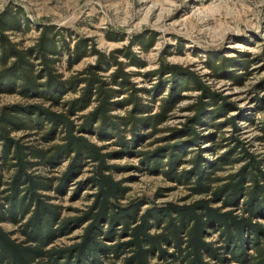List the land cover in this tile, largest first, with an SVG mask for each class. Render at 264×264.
<instances>
[{
  "label": "trees",
  "instance_id": "obj_1",
  "mask_svg": "<svg viewBox=\"0 0 264 264\" xmlns=\"http://www.w3.org/2000/svg\"><path fill=\"white\" fill-rule=\"evenodd\" d=\"M36 28L35 41L22 46L12 35L29 29L23 9L0 11V92L41 100L0 107V223L17 226L13 231L0 226V264H103V256L111 264L118 259L120 264H221L224 253L238 264H264V225L257 221L264 219V157L235 134L220 133L224 123L238 129L235 117L227 116L230 103L188 67L161 62L145 71L129 69L144 66L134 46L147 50L154 31L132 35L126 44L105 51L90 37L74 36L55 24ZM63 54L67 70L87 55L95 59L65 75L59 69ZM245 60L219 54L206 61L213 74L236 78V69L247 68ZM137 75L148 85H138ZM191 89L199 92L187 105L185 119L159 127L183 91ZM256 126L264 140V116ZM161 128L169 131V139L150 152V165L199 198L144 209L150 202L145 198L125 203L126 189L108 173L112 167L106 165L102 145L85 134L115 138L125 148ZM17 131L21 135L13 134ZM56 136L59 141L47 144ZM200 142H209L210 150L227 143V150L209 159L203 154L208 147L195 150ZM185 147L193 150L191 167L177 171ZM63 159L68 163L59 176L39 172L54 171ZM239 160L241 166L233 169ZM84 163L93 165L87 183L96 189L94 199L80 217L60 218L52 196L43 192H65ZM224 169V175L217 174ZM83 222L77 242L50 245ZM155 228L158 232H151ZM211 231L220 246L207 240ZM16 233L22 239L13 237ZM122 233L129 239L119 240Z\"/></svg>",
  "mask_w": 264,
  "mask_h": 264
},
{
  "label": "rangeland",
  "instance_id": "obj_2",
  "mask_svg": "<svg viewBox=\"0 0 264 264\" xmlns=\"http://www.w3.org/2000/svg\"><path fill=\"white\" fill-rule=\"evenodd\" d=\"M8 6L21 7L29 20L26 32L12 35L22 46L35 41L39 34L36 26L39 24H55L70 30L74 36L90 37L96 47L105 51L126 44L132 35L156 32L155 41L147 50H139L134 46L144 60V66H130L129 69L145 71L157 67L161 62H167L195 71L206 85L230 103L227 116L235 117L238 129L230 123H224L226 126L222 127L220 133L235 134L250 143L251 151L264 157V140L259 136L261 131L256 126L264 116V0H0V11ZM219 54L246 58L247 68L236 69V73L240 74L236 78L213 74L206 60L211 55ZM94 59L95 55H87L75 63L71 70H67L63 54L59 69L67 75ZM134 80L138 85H148V81L141 75L135 76ZM198 92L195 89L183 91L169 117L158 126H174L185 119L190 113L187 105ZM40 101L35 97H22L18 92H0V107ZM155 105L153 110L156 109ZM118 111L122 112L123 109ZM168 133V130L161 128L154 134H143L132 146L126 145L125 148L120 142L114 141L115 138L99 140L96 134L85 135L102 145V151L106 153V165L112 167L108 173L126 189L123 202L145 198L150 202L142 205L144 209L150 204H182L199 198L191 196L185 184L175 182L150 165V152L166 144ZM13 134L19 136L21 131ZM55 141H59V136L47 144ZM201 148H204L205 157L214 159L227 150V143L210 150L209 142H200L195 150ZM192 151L188 147L184 148L185 156L179 161L177 171L191 167L188 158ZM67 163L68 160L63 159L54 171L39 169V172L57 177L65 171ZM241 163V160L236 161L232 168H239ZM92 167V163H84L62 194L43 192L52 196L50 202L59 207L60 218H77L88 210L96 192L95 187L87 183ZM226 170L217 174L224 175ZM257 221L264 225L263 218ZM86 224L71 225L69 231L53 239L50 245L64 247L77 242ZM0 226L6 231L17 228L9 222H1ZM151 232L158 230L155 228ZM217 236L216 232L211 231L207 240L220 246L222 243H219ZM13 237L22 239L19 233ZM128 239L125 233L119 237L121 241ZM222 256L224 259L221 264H238L231 254L224 253ZM101 260L103 264H111L108 257L103 256ZM151 261L157 260L153 258ZM211 262L218 264L214 260ZM120 263L121 259L116 260V264Z\"/></svg>",
  "mask_w": 264,
  "mask_h": 264
}]
</instances>
